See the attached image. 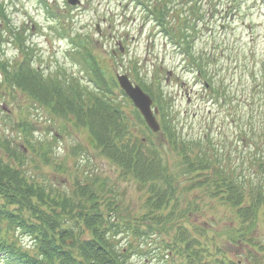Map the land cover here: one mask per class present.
<instances>
[{
    "label": "trees",
    "instance_id": "1",
    "mask_svg": "<svg viewBox=\"0 0 264 264\" xmlns=\"http://www.w3.org/2000/svg\"><path fill=\"white\" fill-rule=\"evenodd\" d=\"M215 1L216 7L219 2ZM41 2L47 9L46 0ZM47 13L53 16L49 8ZM192 14L204 16L199 7ZM0 22V70L6 75L1 83L6 90L18 89L51 114L86 128L93 146L119 167L120 177L132 179L142 191L140 207L135 211L123 203L116 187L105 189L107 182L98 177L77 184L69 192L54 189L24 171L27 144L33 149L30 141L10 149L2 140L5 154L0 155V262L132 264V254L145 256L152 248L158 252L163 248L162 255L176 257L177 264H238L218 242L217 237L222 236L229 244L245 246L248 261L258 258L257 264H262L258 254L264 243L253 234L260 223L264 224V143L252 139L254 129L249 134L240 131L241 140L252 142L243 158H248L247 167H239L241 171L238 167L226 168L215 154L204 151L205 139H178L162 91L155 96L151 93L159 107L167 143L177 155L173 171L160 155L159 145L165 143L156 144L149 137L139 136L144 134L145 125L141 115L118 90L110 66L93 52L90 40L77 38L78 48L73 53L86 79L68 75L64 68L57 75L45 76L31 65L30 55L10 68L9 61L1 59L3 30L21 45V52L26 54L29 48L22 46L25 37L10 27L2 6ZM67 30L64 26L58 33L66 34ZM171 35L190 46L186 31L172 30ZM193 61L202 71L201 61L195 57ZM213 92L229 97L222 82ZM23 123L18 126L26 128L28 124ZM246 169L247 174H242ZM204 198L210 200V208L224 206L234 225L208 234L205 228L188 223L189 217L201 209ZM158 252L153 254L160 256Z\"/></svg>",
    "mask_w": 264,
    "mask_h": 264
},
{
    "label": "rangeland",
    "instance_id": "2",
    "mask_svg": "<svg viewBox=\"0 0 264 264\" xmlns=\"http://www.w3.org/2000/svg\"><path fill=\"white\" fill-rule=\"evenodd\" d=\"M140 1L142 5L137 0H80V4L71 5L67 0H48L53 16L39 0H0V4L11 26L23 32L25 45L33 50L32 64L45 74L54 75L64 68L68 74L83 77L82 66L68 50L74 47L72 36H88L93 52L105 59L113 76L126 74L132 82H144L154 91L161 86L178 139H205L203 148L207 154H215L226 168L245 169L248 158H243L252 148V142L247 138L241 140L240 131L249 134L254 129L252 139L260 145L264 143V0H218L216 7L215 0L212 4L209 0L167 1L166 27L191 33L190 51L201 61L204 77L197 72L184 44L178 46L154 20H146L143 9L154 7L159 0ZM194 4L202 10L203 17L191 14ZM64 26L69 34L61 36L58 31ZM3 35V59L11 62L20 59L17 43H13L7 32ZM203 78L215 89L222 82L229 97H215L211 87L203 85ZM6 89L1 83L0 70V141L6 140L10 149L31 142L33 149L27 144L24 154L23 167L28 176L68 192L77 184L98 177L107 182L105 189L116 187L123 203L135 211L139 209L142 191L132 179L120 177L119 167L93 146L86 128L72 126L51 114L18 89ZM153 105L156 106L155 102ZM156 118L159 121L158 113ZM23 122L28 124L26 128L18 126ZM144 131L154 143H165L159 145L162 161L175 171L177 155L173 147L164 141L161 133L151 135ZM145 135L139 133L140 137ZM208 142L212 144L209 149ZM193 149L197 151L196 147ZM4 154L0 146V155ZM242 174H247V169ZM208 202L202 199L201 209L187 222L205 228L208 234L223 232L234 225L224 206L210 208ZM253 235L264 243L263 223ZM217 240L233 261L257 264L258 258L248 261L242 244H229L222 236ZM160 249L158 252L152 248L145 256L132 254L131 263H177V259L165 255L163 259L154 256L155 252L162 253L163 248ZM258 257L264 264V247Z\"/></svg>",
    "mask_w": 264,
    "mask_h": 264
},
{
    "label": "water",
    "instance_id": "3",
    "mask_svg": "<svg viewBox=\"0 0 264 264\" xmlns=\"http://www.w3.org/2000/svg\"><path fill=\"white\" fill-rule=\"evenodd\" d=\"M69 3L75 4L78 0H68ZM117 80L121 88L125 91L128 97L133 101L135 106L140 110L147 125L157 131L159 125L156 122L150 109L151 99L145 94L138 85H133L126 75H117Z\"/></svg>",
    "mask_w": 264,
    "mask_h": 264
}]
</instances>
